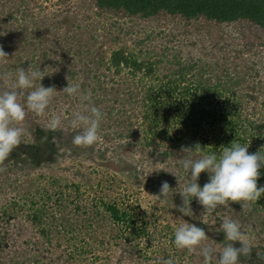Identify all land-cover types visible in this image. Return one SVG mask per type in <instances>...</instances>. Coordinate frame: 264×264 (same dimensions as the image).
Listing matches in <instances>:
<instances>
[{
  "label": "rangeland",
  "instance_id": "1",
  "mask_svg": "<svg viewBox=\"0 0 264 264\" xmlns=\"http://www.w3.org/2000/svg\"><path fill=\"white\" fill-rule=\"evenodd\" d=\"M0 46L8 54L0 62V75L11 74L8 85L15 82L19 68L27 71L31 66L46 69L36 86L54 85L58 91L46 116L27 112V134L0 166L6 169L0 172V264H162L167 259L203 264L204 245L217 250L212 264H218L219 251L229 243L222 230L226 217L240 223L252 245L251 256H241L238 264H264V195L243 208L229 201L205 212L193 198L189 215L177 210L183 203L179 192L190 180L179 159L210 154L225 122L215 128L210 117L191 141L184 139L187 132H195L191 119L175 124L163 118L152 132L144 119L146 112L154 111L145 100L151 87L178 79L182 68V86L191 93L201 83L198 94L230 99L229 122L241 124L250 118L263 125L264 29L247 21L188 23L166 13L129 16L124 10H101L94 0H0ZM120 50L132 60L153 64L155 75L135 73L132 66L115 68L111 58ZM68 83L79 84L80 94L60 92ZM8 85L0 80V91ZM32 90H24L20 103L26 104ZM89 93L104 114L100 141L78 147L72 143L74 136L69 138L79 131L71 128L70 120L87 103L81 95ZM54 114L62 115V135L45 129ZM39 129L45 132L40 141ZM46 139L54 145L44 154L46 159L37 161L20 148ZM207 139L211 145L203 144ZM196 143L200 153L181 151ZM246 143L250 154L264 146L252 139ZM260 173L258 187L264 186V167ZM208 180L209 174L202 172L197 182L203 187ZM162 181L171 187L166 202L144 187L159 190ZM113 205L142 216L147 233L134 231L138 217L128 229L111 220L107 210ZM36 212L41 224H33ZM193 220L202 225L208 240L194 252L178 249L175 228Z\"/></svg>",
  "mask_w": 264,
  "mask_h": 264
},
{
  "label": "clouds",
  "instance_id": "2",
  "mask_svg": "<svg viewBox=\"0 0 264 264\" xmlns=\"http://www.w3.org/2000/svg\"><path fill=\"white\" fill-rule=\"evenodd\" d=\"M5 58H8V54L0 46V62H3ZM45 71L46 69L44 71L33 70L31 66L27 71L19 68L15 82L10 85L8 82L11 74L5 72L0 75V80L8 85L5 90L0 91V166L27 134L23 126L27 112L30 111L36 116H46V110L58 92L54 85L49 87H44L41 83L38 86L35 85V81H41L44 78ZM27 89L34 90L28 92L26 104H22L20 98ZM60 92L75 96L80 94V85L68 83ZM81 98L87 103H83L81 109L74 112L70 120L71 128L79 130L74 135L72 143L78 147H91L100 141V128L104 114L91 103L90 93L82 94ZM63 127L62 115L54 114L48 120L45 129L56 132L62 130ZM248 147L249 145L242 146L233 141L230 147L222 146L219 154L212 152L195 160L179 159L184 171L190 172V180L179 192L183 203L177 210L185 216L189 215L190 202L193 198H196L197 202L203 206L205 212H213L218 206L225 205L229 201L239 203L242 208L250 202L258 201L264 195V186L258 187L257 185L261 175L260 169L264 167V153L258 151L250 154ZM181 151L200 153L202 149L200 144L196 143L194 148L182 146ZM3 171L6 169L0 167V172ZM202 172L209 174V180L203 187L197 182ZM170 190L169 183L162 181L156 196L166 202ZM222 230L224 238L229 243L219 251L218 264H238L241 256H251L250 238L241 230L238 221L226 217L222 222ZM206 240H208V235L205 230L193 223H183L175 228L174 243L178 249L194 252ZM234 242H239L240 246H234ZM216 252L217 250L211 245H204L201 248L203 264H212ZM162 264H173V261L163 260Z\"/></svg>",
  "mask_w": 264,
  "mask_h": 264
},
{
  "label": "trees",
  "instance_id": "3",
  "mask_svg": "<svg viewBox=\"0 0 264 264\" xmlns=\"http://www.w3.org/2000/svg\"><path fill=\"white\" fill-rule=\"evenodd\" d=\"M96 6L101 10H124L129 16H142L144 18H152L160 13H166L170 16H178L190 23L193 21L205 20L216 24H229L237 21H247L255 26L264 29V0H94ZM112 65L116 68L121 65L132 66L133 72L144 73L150 75L154 73L155 67L153 64H146L144 62H138V60H132L125 55L124 50L116 51L113 53L111 58ZM119 70V69H118ZM180 77L176 80L169 79L167 82L161 80L158 88L151 87V92L145 99L152 103L154 108L153 112H146L144 119L149 124V131H155L160 125L161 119L165 118L166 122L171 120L175 124H179L178 121H183L185 124L188 119L193 122L195 132H187L184 139H191L194 141L200 130L202 123L207 124L209 118H212V125L216 128L220 125V122H225L221 129V136H215L218 140L215 148H212V152L218 154V150L222 146H231L233 141L241 142L242 146H246L249 139L262 144L264 142V124H257L256 121L250 118L244 119V122L237 123L236 121L229 122L230 113L233 111V107L230 105V99L218 101L216 97L211 98V95H201V83L196 85L193 93L189 88L182 86V82L185 81V75L183 74L182 68L179 71ZM155 75V74H152ZM167 77V76H166ZM181 95L177 94V91L182 89ZM190 91V92H189ZM154 92V97H152ZM214 95V94H213ZM211 98V99H210ZM161 99L165 100V103L161 102ZM187 101V105L185 102ZM204 101H208L207 105H204ZM163 107V108H162ZM165 109L166 111H164ZM192 127V128H193ZM241 129V132L240 130ZM167 131V130H166ZM64 132L58 131L56 135H62ZM189 133L191 135H189ZM44 136L45 132L41 129L37 131L36 137ZM76 135L72 133L69 135L73 137ZM263 137V139H262ZM224 138V140H223ZM40 141V140H39ZM204 145H209V140L203 141ZM74 145V144H73ZM211 145V144H210ZM250 146V145H249ZM24 154L32 156L35 160L46 159L44 154L50 153L54 150V145L50 139H46L44 144H35L29 146H20ZM263 150H259L264 153V146L261 147ZM43 155V156H42ZM260 178V177H259ZM260 182H257V185ZM148 192L158 194L159 190L153 188L152 185L144 186ZM135 212V209H133ZM109 215L111 220H114L117 224L123 227L124 224L131 226V222L137 220V217L142 221L135 226V232L138 235H145L147 232L146 220L139 214L127 213L126 210L118 208L113 205L108 207ZM33 224H41L42 217L38 212L33 213L32 216ZM191 223L196 224L193 220ZM198 227L202 225L197 224ZM46 235V233L44 234ZM73 245L74 240H71ZM77 250V248H75ZM83 249V246L81 247ZM79 251V249H78Z\"/></svg>",
  "mask_w": 264,
  "mask_h": 264
}]
</instances>
